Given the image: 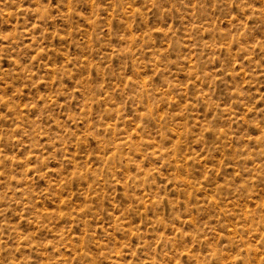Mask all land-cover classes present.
<instances>
[{
	"label": "rangeland",
	"instance_id": "obj_1",
	"mask_svg": "<svg viewBox=\"0 0 264 264\" xmlns=\"http://www.w3.org/2000/svg\"><path fill=\"white\" fill-rule=\"evenodd\" d=\"M0 264H264V0H0Z\"/></svg>",
	"mask_w": 264,
	"mask_h": 264
}]
</instances>
